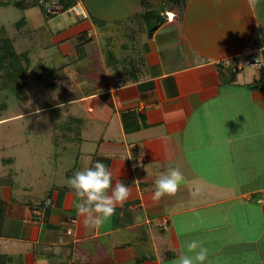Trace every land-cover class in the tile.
<instances>
[{
  "label": "crops",
  "instance_id": "0c3cea01",
  "mask_svg": "<svg viewBox=\"0 0 264 264\" xmlns=\"http://www.w3.org/2000/svg\"><path fill=\"white\" fill-rule=\"evenodd\" d=\"M16 1L0 27L30 68L11 95H59L0 114L28 133L0 131V264H173L193 239L209 264H264V0L171 1L151 35L139 13L164 0H75L85 18ZM95 160L130 195L88 230L68 178ZM168 167L184 183L153 199Z\"/></svg>",
  "mask_w": 264,
  "mask_h": 264
},
{
  "label": "clouds",
  "instance_id": "9594fccd",
  "mask_svg": "<svg viewBox=\"0 0 264 264\" xmlns=\"http://www.w3.org/2000/svg\"><path fill=\"white\" fill-rule=\"evenodd\" d=\"M185 177L178 167H168L154 181L153 199L174 195L184 183ZM68 184L79 198L76 211L83 217L88 230L103 226L115 214L117 205L123 206L130 195V188L122 180L113 181L108 165L101 160L91 161L89 166L75 171ZM195 230V228H193ZM180 252L173 264H209V249L204 241L193 239Z\"/></svg>",
  "mask_w": 264,
  "mask_h": 264
},
{
  "label": "trees",
  "instance_id": "16d2710c",
  "mask_svg": "<svg viewBox=\"0 0 264 264\" xmlns=\"http://www.w3.org/2000/svg\"><path fill=\"white\" fill-rule=\"evenodd\" d=\"M176 2L175 0H164V3L158 4L155 8L145 9L143 12L139 13L142 22L146 25L147 33L149 35L155 30L158 24L161 22L162 17L156 12L157 8L164 7L168 5L169 2ZM44 1L41 0H20L14 2V5L17 7L29 10L31 8L42 6L46 14L51 15L52 13L48 12L44 7ZM3 4V3H2ZM75 4V0H69L66 3H61L60 10H66L70 6ZM24 17L16 23L18 30L19 25L24 26ZM24 29V28H23ZM22 34V30L20 31ZM29 51L25 50L22 52H17L14 47L13 39L6 36L5 29L0 27V70H5V76L0 80L1 86L0 91L5 90V97L8 98L9 94H21V91L24 87V82L22 81V76L29 70ZM41 67L47 70V68L52 71V67H47L44 64H40ZM263 70V69H262ZM264 72V70H263ZM8 93V94H7Z\"/></svg>",
  "mask_w": 264,
  "mask_h": 264
},
{
  "label": "rangeland",
  "instance_id": "374dc122",
  "mask_svg": "<svg viewBox=\"0 0 264 264\" xmlns=\"http://www.w3.org/2000/svg\"><path fill=\"white\" fill-rule=\"evenodd\" d=\"M43 3H44V7H45L48 2L44 1ZM21 16H22L21 12L18 11V9L13 8L12 6H4L2 8V6L0 5V23H4L7 26L8 31H12L14 29L13 23L16 22ZM37 24L43 25V20H41L40 22H37ZM38 28H39L38 30L41 29L40 32L45 30V26H42L43 30L39 26H38ZM35 56H37V55H35ZM5 72H6L5 70H0V80L4 78ZM0 86H1V83H0ZM54 91H56V90L52 89L51 87L47 88L43 82L33 80L32 81V90H29V91L25 90L24 93L22 94L23 95L22 98L19 99L18 97H16V95L9 94L8 98H6V101H5L7 108L6 107H4L3 109L0 108V114L6 116V115H10L14 111L27 110V105H25V104H21L22 109H20L19 102L21 100L29 101L30 103L31 102L35 103L33 101L41 103L43 100H48V99L54 100L59 95V93H53ZM4 93L5 92L0 91V103L2 101V95ZM12 129H14V131H12ZM3 130L8 131L9 133L13 132L16 135H18L20 138H24V137L26 138L27 134H28V133H26L27 129H24L23 130L24 132H20L22 130H20V128L18 129V125H15L14 123H11V122H9L8 124H4L3 126H0V131L3 132ZM45 144H46V142L44 143V145Z\"/></svg>",
  "mask_w": 264,
  "mask_h": 264
},
{
  "label": "built area",
  "instance_id": "2783aa9c",
  "mask_svg": "<svg viewBox=\"0 0 264 264\" xmlns=\"http://www.w3.org/2000/svg\"><path fill=\"white\" fill-rule=\"evenodd\" d=\"M47 5L45 6L46 10L50 13H54L56 12L58 9H59V6L53 2H49L47 1ZM71 10L74 11V13L78 16H81V17H87V14L84 10H82L81 6L78 5V4H74L72 7H71ZM223 62L225 64H229V59H224ZM246 64H250V65H256L258 66L259 68L261 67V63L260 61L258 60V58L255 56V55H251V56H248L247 59L245 60ZM47 205H44L43 207H46ZM41 211V208L37 209L36 211ZM164 224V223H163Z\"/></svg>",
  "mask_w": 264,
  "mask_h": 264
}]
</instances>
